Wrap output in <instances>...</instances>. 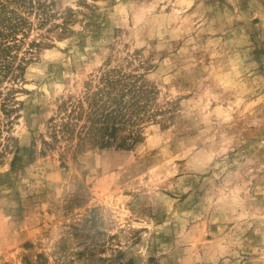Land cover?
<instances>
[{
    "label": "rangeland",
    "instance_id": "374dc122",
    "mask_svg": "<svg viewBox=\"0 0 264 264\" xmlns=\"http://www.w3.org/2000/svg\"><path fill=\"white\" fill-rule=\"evenodd\" d=\"M0 264H264V0H0Z\"/></svg>",
    "mask_w": 264,
    "mask_h": 264
},
{
    "label": "trees",
    "instance_id": "16d2710c",
    "mask_svg": "<svg viewBox=\"0 0 264 264\" xmlns=\"http://www.w3.org/2000/svg\"><path fill=\"white\" fill-rule=\"evenodd\" d=\"M81 105L77 104L73 106L71 112L66 120H61L53 125V132L55 134L61 133L62 135L68 134L70 136L75 130V125L78 120L83 117V111L80 110ZM98 108V103H97ZM77 110V111H76ZM88 114L87 122L81 123L77 129V135L84 141L87 137L101 138L102 144L109 143V137L114 136L116 125L115 116L112 112L98 111V109L91 110ZM113 119L112 122H110ZM106 135V136H105Z\"/></svg>",
    "mask_w": 264,
    "mask_h": 264
}]
</instances>
